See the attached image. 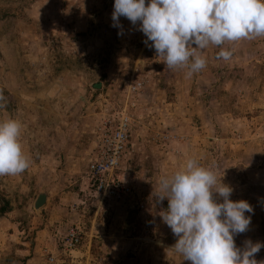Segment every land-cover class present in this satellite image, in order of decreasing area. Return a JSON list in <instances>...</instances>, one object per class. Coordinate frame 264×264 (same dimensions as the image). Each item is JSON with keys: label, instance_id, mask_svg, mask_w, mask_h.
<instances>
[{"label": "rangeland", "instance_id": "1", "mask_svg": "<svg viewBox=\"0 0 264 264\" xmlns=\"http://www.w3.org/2000/svg\"><path fill=\"white\" fill-rule=\"evenodd\" d=\"M113 5L0 0V121L22 124L31 161L0 176V206L11 207L0 214V264H191L171 249L178 237L157 198L160 178L188 159L253 208L236 246L264 245V36L210 44L206 67L188 77L145 45L139 22L114 27ZM221 50L231 58L218 59ZM120 115L131 133L116 173L130 192L118 201L87 188L86 166ZM71 230L81 241L70 250ZM253 258L264 261V246Z\"/></svg>", "mask_w": 264, "mask_h": 264}, {"label": "clouds", "instance_id": "2", "mask_svg": "<svg viewBox=\"0 0 264 264\" xmlns=\"http://www.w3.org/2000/svg\"><path fill=\"white\" fill-rule=\"evenodd\" d=\"M112 20L120 27L125 17L141 31L156 57L168 69L187 68L191 77L206 67L203 50L264 36V0H114ZM122 33H118L120 35ZM195 45V47H193ZM232 52L221 50L217 58L229 60ZM0 94V101H4ZM0 104V107H4ZM22 124L9 118L0 121V176H15L30 167L20 143ZM167 199L162 221L178 237L171 248L191 264H258L253 258L264 245L245 241L238 248L234 237L245 233L251 222V205L229 199L232 189L217 180L210 169L194 159L171 176L159 180ZM215 197L222 200L217 202ZM264 264V261L260 262Z\"/></svg>", "mask_w": 264, "mask_h": 264}, {"label": "built area", "instance_id": "3", "mask_svg": "<svg viewBox=\"0 0 264 264\" xmlns=\"http://www.w3.org/2000/svg\"><path fill=\"white\" fill-rule=\"evenodd\" d=\"M109 130L103 132L98 141L97 153L86 166L87 188L119 201L130 192L128 185L116 172L120 169L129 143L131 118L129 115H120L116 125ZM80 241L79 234L71 230L66 237V246L71 250Z\"/></svg>", "mask_w": 264, "mask_h": 264}, {"label": "water", "instance_id": "4", "mask_svg": "<svg viewBox=\"0 0 264 264\" xmlns=\"http://www.w3.org/2000/svg\"><path fill=\"white\" fill-rule=\"evenodd\" d=\"M45 201H46V194L45 193L39 194L34 202V208L38 209L45 203Z\"/></svg>", "mask_w": 264, "mask_h": 264}, {"label": "trees", "instance_id": "5", "mask_svg": "<svg viewBox=\"0 0 264 264\" xmlns=\"http://www.w3.org/2000/svg\"><path fill=\"white\" fill-rule=\"evenodd\" d=\"M95 87H99V85H95ZM2 205L0 206V214L4 215L5 213L9 212L11 210V207L9 206V203L7 201H2Z\"/></svg>", "mask_w": 264, "mask_h": 264}]
</instances>
